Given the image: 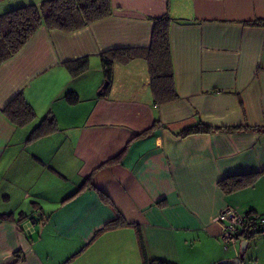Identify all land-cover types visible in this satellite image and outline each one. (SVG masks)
<instances>
[{
    "label": "crops",
    "instance_id": "1",
    "mask_svg": "<svg viewBox=\"0 0 264 264\" xmlns=\"http://www.w3.org/2000/svg\"><path fill=\"white\" fill-rule=\"evenodd\" d=\"M41 1L0 0V15ZM110 1L112 15L42 26L0 65V264H141L133 225L150 258L235 260L216 216L264 213V25L247 24L264 20V0ZM164 14L178 98L157 105L144 58L115 62L107 81L100 55L146 48ZM84 56L88 69L70 75L65 63ZM19 93L34 111L20 126L1 112ZM45 116L58 129L29 141ZM198 122L258 129L179 134ZM232 176L251 182L224 191ZM118 216L129 225L102 229Z\"/></svg>",
    "mask_w": 264,
    "mask_h": 264
},
{
    "label": "trees",
    "instance_id": "2",
    "mask_svg": "<svg viewBox=\"0 0 264 264\" xmlns=\"http://www.w3.org/2000/svg\"><path fill=\"white\" fill-rule=\"evenodd\" d=\"M113 7L110 0H43L39 4L31 3L17 6L0 15V65L16 55L35 32L42 26L47 30L73 32L92 22L112 15ZM153 22L149 45L146 48H120L101 53V67L107 81H110L115 62H127L134 58H144L148 66L149 85L153 102L157 105L169 103L178 98L173 71L169 28L172 18L168 14L150 18ZM249 25H264V20L247 22ZM69 74L77 76L89 67V57L84 56L65 63ZM69 103L78 100L76 92L65 94ZM1 112L15 125H24L34 118L33 108L17 94L1 109ZM242 128L258 129L256 126H211L202 122L189 126L181 131V136L193 133L212 131H235ZM58 129L57 122L52 116H45L31 130L29 141H34L49 135ZM88 176L83 184L89 182ZM251 180L243 177H229L220 181L224 191L230 192L238 189ZM10 218V214L1 215ZM129 225L122 217L106 223L102 229H113ZM136 231L137 243L141 254V264H175L160 258H150L146 252L143 234L138 225H133ZM264 231L255 229L244 236L247 241L255 233ZM226 264V263H219Z\"/></svg>",
    "mask_w": 264,
    "mask_h": 264
},
{
    "label": "built area",
    "instance_id": "3",
    "mask_svg": "<svg viewBox=\"0 0 264 264\" xmlns=\"http://www.w3.org/2000/svg\"><path fill=\"white\" fill-rule=\"evenodd\" d=\"M216 220L220 224V241L226 248L233 246L246 234L264 228V213L242 214L226 206L219 211Z\"/></svg>",
    "mask_w": 264,
    "mask_h": 264
},
{
    "label": "rangeland",
    "instance_id": "4",
    "mask_svg": "<svg viewBox=\"0 0 264 264\" xmlns=\"http://www.w3.org/2000/svg\"><path fill=\"white\" fill-rule=\"evenodd\" d=\"M104 83L105 80L101 85ZM247 242L243 251H241L239 242L234 246L230 245L226 248L231 249L234 247L236 249L237 259H239V263L237 264H264V231L255 233ZM222 247L225 249L223 245ZM125 264H138V262L129 257Z\"/></svg>",
    "mask_w": 264,
    "mask_h": 264
},
{
    "label": "water",
    "instance_id": "5",
    "mask_svg": "<svg viewBox=\"0 0 264 264\" xmlns=\"http://www.w3.org/2000/svg\"><path fill=\"white\" fill-rule=\"evenodd\" d=\"M107 81H105V83L103 84V88L107 85ZM246 240L245 239H243V240H241V242H240V246H241V251H243L244 250V248H245V246H246ZM239 262V259H235V260H232V261H230V260H223V261H221L220 263H226V264H237Z\"/></svg>",
    "mask_w": 264,
    "mask_h": 264
}]
</instances>
